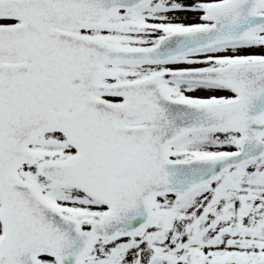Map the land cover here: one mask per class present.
I'll return each mask as SVG.
<instances>
[{"label": "snow or ice", "instance_id": "6c2138e0", "mask_svg": "<svg viewBox=\"0 0 264 264\" xmlns=\"http://www.w3.org/2000/svg\"><path fill=\"white\" fill-rule=\"evenodd\" d=\"M0 264H264V0H0Z\"/></svg>", "mask_w": 264, "mask_h": 264}]
</instances>
